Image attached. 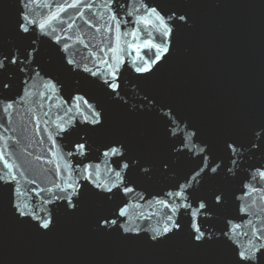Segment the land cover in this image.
I'll use <instances>...</instances> for the list:
<instances>
[{
	"label": "snow or ice",
	"instance_id": "1",
	"mask_svg": "<svg viewBox=\"0 0 264 264\" xmlns=\"http://www.w3.org/2000/svg\"><path fill=\"white\" fill-rule=\"evenodd\" d=\"M190 3L192 0H139L138 7L128 10L119 0H20L22 10L15 26L19 42L5 52L0 40V94L11 89L14 69L26 76L23 83L27 91L24 94L15 99L0 95V112L6 114L0 118L4 121L0 122V129L3 130L0 131V141L3 142L0 144V161H3V167H0V211L6 208L15 224L27 225L38 234L47 235L56 227L57 213L63 210L72 217H93L92 231L117 243L142 242L153 249L171 243L182 244L186 252L195 256L186 264H264V164L248 165L250 171L241 182L239 195L233 193L237 201L235 214L227 211L228 191L225 184L250 158L257 153L264 156V122L256 124L242 138L223 129L204 136L199 128L173 115L170 105H162V108H167L160 117L164 121V137L174 138L168 145V151L174 154L175 160L161 159V167L166 172H175V164L192 157H195V166L177 180L172 186L174 191L164 193V198L145 200L140 196L135 205L126 199L128 193L135 191L129 186L133 181L128 173L132 166L139 164L138 159L131 155L132 143L138 142L149 154H155L157 147V138L147 127L122 132L103 145L100 153L105 165L103 172L99 165L81 167L80 164L72 165L68 160L74 155L86 157L87 150L91 148L86 135L73 143V151L64 153L55 136L49 133L51 147L47 152L52 158L36 157L54 165L56 179L47 188H24L18 179V171L27 184H37L36 179H28L25 175L32 171L30 162L10 163L5 159L6 153L9 156L14 154L19 143L16 130L5 124L11 123L8 117L18 104L29 102L26 97L56 99L62 83L56 74L61 70L87 73L89 77L96 78L92 83L101 81L102 87L111 90L107 95L116 94L117 97L122 66L127 65L138 74L137 79H151L172 57L182 30L191 27V13L181 11V6ZM114 4L116 8L112 7ZM33 5L39 9L38 12L34 11ZM97 8L103 10L99 15L93 11ZM69 9L74 12L69 14ZM86 10L91 13L87 19ZM104 12H107L106 17ZM134 13L139 14L133 20L125 18L134 16ZM77 17L94 30L91 38L83 29H80L79 35L76 34L74 29L79 28ZM96 33L103 35L98 44L93 45L91 41ZM34 37L54 41L61 54L60 66L53 67L44 76H41L40 68H31L40 54V44ZM89 63L95 70L88 66ZM29 71L32 72L30 77L27 75ZM36 77L40 80L32 87L42 88L43 91L34 92L28 88L29 81ZM86 95L88 93L72 96L74 105H69L51 121L57 130L56 135L68 134L77 122L90 133L105 131L107 115L103 107L99 102L90 103L89 99H85ZM48 115V112L44 113V116ZM33 119H37L35 115ZM48 124V120L43 121L46 132ZM40 126L37 121L38 130ZM9 131L13 135L6 137L5 133ZM9 139L14 142L11 146ZM9 147L12 152H8ZM58 148L60 151H56ZM58 158L64 160L63 166L56 162ZM17 159L21 158L18 156ZM140 170L144 174L151 171L149 167H141ZM205 182L207 190L196 195V188L202 187ZM29 192L39 197L38 202L27 198ZM41 192L48 195L41 197ZM96 200L106 202V206L94 207L92 202ZM145 204L152 209L147 214L145 211L130 214V209H144ZM153 204L166 211L158 213ZM181 209L185 210L184 214H181ZM217 214L223 217L222 225L205 227ZM153 216L157 217L153 227L144 228L138 223L150 222ZM142 232L147 235H141Z\"/></svg>",
	"mask_w": 264,
	"mask_h": 264
},
{
	"label": "water",
	"instance_id": "2",
	"mask_svg": "<svg viewBox=\"0 0 264 264\" xmlns=\"http://www.w3.org/2000/svg\"><path fill=\"white\" fill-rule=\"evenodd\" d=\"M119 2L128 10L139 6V0ZM32 7L34 11H39L35 5ZM112 7L116 8L117 5ZM21 10L20 0H0V40L3 41L5 52L19 42L15 26ZM68 11L69 14L74 12L73 9ZM93 11L99 15L103 10L97 8ZM181 11L191 13V27L182 30L172 57L151 79H137L138 74L131 71L127 65L122 66L123 75L117 97L116 94L107 95L111 90L102 87L101 81L92 83L96 78L89 77L87 73L79 70H61L56 74L62 82L56 99L41 100L38 96H28V103L15 107L8 117L11 123H6L5 126L16 130L15 135L19 143L14 154L9 156L6 153L5 159L10 163H21L22 160L30 162L32 171L25 175L28 179H36L37 184H27L18 171V179L24 188L51 187L56 179L54 165L48 164L46 160L36 159L37 156L52 158L47 152L51 147L49 133L55 136L64 153L73 151V143L79 141L80 136L86 135L91 143L86 157L74 155L68 160L72 165L80 164L81 167L87 164L99 165L100 171L103 172L105 165L100 155L103 145L122 132L147 127L157 138L155 154H149L141 144L133 141L131 155L138 159L139 164L132 166L128 173L133 181L129 186L135 191L128 193L126 199L135 205L140 196L145 200H151L152 197L164 198V193L174 191L172 186L177 180L195 166V157L181 159L174 165L175 172H166L161 167V159L175 160L174 154L168 151V145L174 138L164 137V121L160 117L167 108H162V105H170L173 115L199 128L204 136L223 129L242 138L256 124L264 122V0H192V3L181 6ZM138 14L134 13V16L125 18L131 21ZM89 16L91 13L86 10L85 19ZM104 16H107V12H104ZM76 23L79 26L74 29L77 35L80 29H83L89 38L94 35V30L88 28L79 17L76 18ZM101 35L103 33H96L91 43L98 44ZM37 42L40 44V54L31 68H40L41 76H44L45 72L60 66L61 54L58 53V46L54 41L43 37L37 38ZM69 57L71 58V51ZM125 59L128 60V57L125 56ZM88 66L93 67V64L89 63ZM27 75L32 76V72L29 71ZM25 79L24 73L14 69L11 89L4 90L0 95L15 99L24 94L27 91L23 83ZM39 80L40 77L30 80L28 88L34 92L43 91L42 88L32 87ZM85 93H88L85 99H89L90 103L99 102L103 107L107 115L105 131L90 133L77 122L68 134L56 135L57 130L51 121L69 105H74L72 96ZM65 101L67 103H64ZM41 104L43 107H40ZM29 108L32 109L31 112L28 111ZM45 112L49 115L44 116ZM5 115L0 112V118ZM33 115L37 119L34 120ZM44 120L49 121L47 132L43 125ZM37 121L41 125L39 130ZM0 122H4L3 119H0ZM12 135L11 131L5 133L6 137ZM2 143L0 141V144ZM8 143L11 146L14 142L9 139ZM56 151H60V148ZM8 152H12L11 147ZM18 156L21 159L18 160ZM56 162L62 166L64 164L63 159L58 158ZM249 164H264V156L257 153L242 165L235 177H230L225 182L228 191L227 211L232 214H235L237 204L233 193L239 195L241 182L250 171ZM0 167H3V161H0ZM141 167H149L151 171L144 174L140 170ZM206 190L207 182L196 188L195 194H203ZM47 195L45 192L39 193L41 197ZM27 198L33 202L39 200V197L31 192ZM140 203L143 204L144 201L141 200ZM92 204L94 207L106 206V202L99 200L93 201ZM152 207L158 213L166 211L158 205L153 204ZM151 210L145 204L144 209L133 207L130 214L134 215L136 211H145L147 214ZM184 212L185 210L181 209V214ZM57 215L58 221L53 231L40 235L27 225L15 224L6 208L0 211V264H186L195 259V256L186 252L179 243L156 249L149 248L142 242L117 243L110 238L99 237L92 231L93 217H72L66 215L63 210ZM222 219L223 217L217 214L211 218V223L204 226H221ZM156 220L157 217L153 216L150 222L138 223L144 228H149L156 225ZM141 235L147 233L142 232Z\"/></svg>",
	"mask_w": 264,
	"mask_h": 264
}]
</instances>
